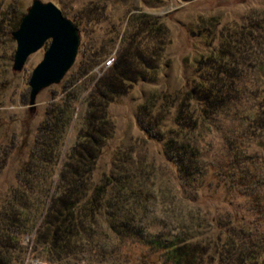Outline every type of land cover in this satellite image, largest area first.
<instances>
[{"label":"trees","instance_id":"obj_1","mask_svg":"<svg viewBox=\"0 0 264 264\" xmlns=\"http://www.w3.org/2000/svg\"><path fill=\"white\" fill-rule=\"evenodd\" d=\"M259 26L253 36L256 46L264 37V25ZM242 41L240 52L254 53L252 43ZM147 57L144 49L119 52L87 92L82 126L64 151L80 89L52 101L17 170L16 184L0 195V264H23L29 254L41 251L45 260L57 263L74 258L86 264H264V192H257L264 175L255 180L248 164L240 168L236 163L237 156L222 170L220 160L209 157L210 142L200 137V129L217 130L223 108L240 98L232 91L240 73L234 59L209 57L216 64L209 75L199 74L181 94L162 93L167 102L160 110L152 111L154 101L141 106L146 110L141 115L144 129L163 141L162 153L175 165L178 188L164 190L159 202L145 181H134L126 163L119 171L93 178L112 134L108 105L126 92L124 85L139 78V65L145 66ZM131 60L138 62L134 72ZM168 115L173 125L167 127ZM6 156L0 149V172ZM212 171L213 179L208 177ZM241 183L247 184L241 192L249 195L247 210L254 217L196 204L203 186L236 195ZM25 234L31 235L28 244L23 243ZM132 246L140 250L134 252Z\"/></svg>","mask_w":264,"mask_h":264},{"label":"rangeland","instance_id":"obj_2","mask_svg":"<svg viewBox=\"0 0 264 264\" xmlns=\"http://www.w3.org/2000/svg\"><path fill=\"white\" fill-rule=\"evenodd\" d=\"M41 1H52L73 21L80 42L71 68L59 82L42 88L31 108L28 80L50 40L29 54L21 69L14 70L16 41L12 31L32 0H0V149L7 151L0 172L2 197L16 184L17 170L28 158L36 131L52 101L70 89H80L73 102L74 122L66 134L64 147L61 146L64 151L82 126L87 92L95 88L124 48L127 52L144 49L147 64L139 65V78L124 85L126 92L108 105L112 134L95 164L94 179L119 171L126 163L134 181H145L158 201L164 190L178 188L175 165L163 155V141L145 131L141 119L145 109L141 106L150 107L154 101L152 111L160 110L167 102L165 97L162 100V93L181 94L192 87L199 74L209 75L215 69L216 64L209 59L212 56L223 61L234 59L240 73L233 78L236 84L232 91L239 92L240 98L223 108L217 130L200 129V137H204L205 143L210 142L209 157L220 160L222 170L237 156L236 163H240V168L248 164L255 180L256 176L264 175V119L259 121V114L264 117V37L257 46L253 39L261 29L259 25H264V0ZM241 39L252 43L254 53L240 52L238 40ZM224 50L233 54H225ZM137 66L138 62L131 60L132 72ZM170 110L173 114L175 108ZM164 124L173 125L169 115ZM237 173L241 175L242 171L237 168ZM208 177L213 179L215 172H210ZM245 185L239 184L236 195L220 187L203 186L196 204L201 209H207L206 205L210 204L218 211L232 209L238 215L254 217L247 210L249 195L241 192ZM257 192H264V186ZM30 239L31 235L25 234L23 243H30ZM131 248L134 252L140 250ZM44 256V251L38 255L31 253L23 264H86L74 258L66 263L50 262Z\"/></svg>","mask_w":264,"mask_h":264},{"label":"water","instance_id":"obj_3","mask_svg":"<svg viewBox=\"0 0 264 264\" xmlns=\"http://www.w3.org/2000/svg\"><path fill=\"white\" fill-rule=\"evenodd\" d=\"M16 41L13 69L22 68L26 58L50 40L43 58L33 68L28 80L29 104L35 105L37 93L44 87L59 82L73 65L80 35L73 21L63 15L52 1L32 0L12 31Z\"/></svg>","mask_w":264,"mask_h":264},{"label":"built area","instance_id":"obj_4","mask_svg":"<svg viewBox=\"0 0 264 264\" xmlns=\"http://www.w3.org/2000/svg\"><path fill=\"white\" fill-rule=\"evenodd\" d=\"M108 62H110V61H108Z\"/></svg>","mask_w":264,"mask_h":264}]
</instances>
